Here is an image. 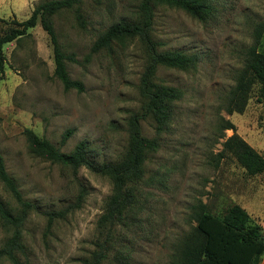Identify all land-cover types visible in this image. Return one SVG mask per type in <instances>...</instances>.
Instances as JSON below:
<instances>
[{"label":"rangeland","instance_id":"obj_1","mask_svg":"<svg viewBox=\"0 0 264 264\" xmlns=\"http://www.w3.org/2000/svg\"><path fill=\"white\" fill-rule=\"evenodd\" d=\"M45 0H0V17L28 18ZM211 11L199 19L167 5L155 9L154 38L162 50L196 56L188 69L160 66L158 80L181 90L166 127L151 116L141 119L144 135L156 138L139 183V202L115 225V243L101 264H172L173 254L197 224V204L222 215L239 204L253 223L264 227V171L250 174L229 151L225 140L236 133L264 158V84L255 83L243 111H232L231 98L248 50L262 37L264 0H210ZM140 0H84L80 12L63 9L53 15L66 68L83 90L65 88L55 75L53 46L38 23L29 35L5 43L0 68V153L7 172L24 197L39 209L23 225L22 264H85L100 236L97 222L112 192L110 180L81 167L71 168L35 154L26 129L64 152L86 140L88 156L97 163L114 162L126 151L131 115L142 111L140 77L146 64L141 43L115 41L94 50L97 39L113 24L138 18ZM13 23L0 22V36ZM228 119L233 128H224ZM71 130L66 140L65 133ZM64 140V141H63ZM221 155V156H220ZM84 197L79 207V193ZM0 198L16 205L0 179ZM70 207L51 220L46 211ZM10 231L0 227V247ZM0 264H14L3 258Z\"/></svg>","mask_w":264,"mask_h":264},{"label":"trees","instance_id":"obj_2","mask_svg":"<svg viewBox=\"0 0 264 264\" xmlns=\"http://www.w3.org/2000/svg\"><path fill=\"white\" fill-rule=\"evenodd\" d=\"M84 0H45L35 6L31 15L24 20L7 21L0 17V22L13 23L9 30L0 36V53L5 43L29 35V29L38 23L48 33L54 53L55 75L65 88L83 90L80 80L72 79L66 68V59L70 58L59 42L54 25L53 15L63 9H75L79 22L85 21L80 6ZM159 5L177 7L202 19L211 11L210 0H140L138 18L111 25L94 43L93 49L108 48L115 41L137 39L145 52L146 64L140 77L139 93L143 99L142 111L130 116L128 120L129 139L125 153L114 162L97 163L88 156V142L80 141L71 152H64L48 139L40 137L32 129H26L27 139L32 151L53 162L71 168L74 174L81 167L107 177L112 184V192L105 202L97 227L100 236L95 241L91 258L85 264H101L115 243L114 226L123 222L126 216L136 208L139 202V183L144 179L145 162L148 154L157 150L159 142L150 138L141 130V119L151 116L157 122L158 130L168 125L173 114L172 105L181 97L178 87L158 80L160 66L188 69L196 65L197 58L177 50H162L160 42L154 38L155 9ZM256 41L248 50L246 64L238 77L237 85L231 98L232 111H243L252 90L257 82L264 84V53L258 50L262 37L257 30ZM3 62L0 57V68ZM224 128L234 125L226 119ZM71 130L64 135L66 140ZM63 140V141H64ZM231 152L238 162L250 174L264 171V158L242 137L234 133L224 142L221 152ZM220 155V156H221ZM0 179L15 200V207L0 198V227L10 231L9 237L0 247V261L9 259L14 264H22L17 251L25 252L23 242V225L31 211L39 207L26 199L19 189L16 180L7 172L4 158L0 153ZM84 197V190L79 193L76 203L79 207ZM70 207L60 211H46L49 221L55 216H62ZM196 226L184 237L183 244L173 254L172 264H260L264 255V227L253 223L249 212L239 204L230 205L226 212L217 215L206 208V204H197Z\"/></svg>","mask_w":264,"mask_h":264},{"label":"crops","instance_id":"obj_3","mask_svg":"<svg viewBox=\"0 0 264 264\" xmlns=\"http://www.w3.org/2000/svg\"><path fill=\"white\" fill-rule=\"evenodd\" d=\"M260 264H264V255L262 257L261 263Z\"/></svg>","mask_w":264,"mask_h":264}]
</instances>
